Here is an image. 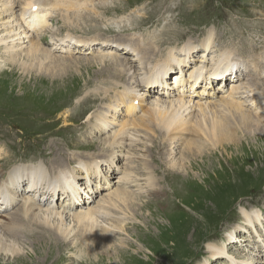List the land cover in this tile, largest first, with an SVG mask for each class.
Returning a JSON list of instances; mask_svg holds the SVG:
<instances>
[{
	"label": "rangeland",
	"instance_id": "1",
	"mask_svg": "<svg viewBox=\"0 0 264 264\" xmlns=\"http://www.w3.org/2000/svg\"><path fill=\"white\" fill-rule=\"evenodd\" d=\"M68 1L76 2L78 0ZM79 2H81L79 15L82 14L83 17L78 18L71 14L72 20L65 18L67 8H55L49 22L50 26L58 30L59 36L72 33L83 38L98 37L101 39V35L105 34L110 38H120L121 42H113L112 45L104 47L95 44L92 49L87 47L82 51L75 48L73 54H69L68 50H66L67 52L56 51L53 54L64 57L70 55L72 58L65 59L67 64H70L66 73L55 74L54 78L50 76L49 71L33 69L31 72H25L15 66L16 62L7 60V56H10L8 53H17L16 61L19 63L26 61V54L32 45V41H29L28 38L25 42L21 41L22 43L16 41L14 45H12L13 42H10L7 46H0V142L1 150H3L1 155H8L3 158V161H0V170L3 172V175L0 176L1 180H5L8 173L17 165L39 164L54 159L55 155L51 158L34 157L36 154L33 152L37 149L40 150L41 146L46 147V144L48 146L45 149L48 150L46 152L48 155L51 154L52 148L57 150V146L64 147L59 153H65L66 159L70 158L73 153L79 157H85L90 151L95 152L96 148L93 146L75 150L66 149V146L73 143L72 137L76 134H72L70 128L75 127L73 124H76L79 118L78 127L83 124L87 127L84 126L82 132L77 130L78 142L87 147L85 145L86 137H89L88 141L91 140L97 144L98 152L106 149L109 146L106 140L113 141L112 131L118 129L120 123L115 115V109L109 110L108 114L104 115L105 122L112 124L105 132L90 133L91 127L87 121L89 117L102 116V113L105 112L108 100H102L101 96L103 95L102 91L106 90V86H110L106 80L118 82V87L111 84L113 91L109 95L110 101L119 99V94L115 96L117 91L122 90L124 85L130 83V80H134V77L139 80L136 82L137 88L148 93L146 87L140 85L145 65L154 63L159 58H165L169 49H175L182 43L183 45L178 47L175 55L176 53L183 55L181 48L189 41L199 45V48L188 57L183 55L192 62V66L189 67L202 63L200 57L206 55V52H204L201 43L209 37L212 39L211 47L212 44L214 47L210 52L208 51L209 57L205 58L207 62L212 56L216 58L219 47L223 48L225 53H227V48H231L234 51L233 56L236 57V51L232 46L238 45L239 52H243V54L252 51L257 71L263 74L261 57L264 53V0H79ZM87 6L89 10L86 9ZM73 9H77V7L75 6L71 10ZM11 10L14 11V15L9 13L5 15H8V18L12 17L13 20L17 14L22 12V6ZM143 19H145V23L149 24L141 26ZM3 20L7 23V18H3ZM7 27H9L8 23ZM3 30V21L0 20V35L6 33ZM45 35L43 45L50 51L53 45L49 42V35ZM224 40L227 42L224 43ZM116 43H122L123 48ZM130 43H135L141 49L139 55L133 53L129 46ZM59 46L67 47L65 41H60ZM144 49L148 51L147 54ZM157 51L159 53L153 59ZM103 54L106 55L104 58ZM112 55L117 60H123L124 64H128L127 67H122L125 68L123 73H119L114 68V62L110 63V60L113 61ZM240 61L248 68L245 71L246 74L244 75L240 69L237 73L231 71L233 76L237 74L238 78H232V75L230 77V72L228 82L217 85L219 89L221 88V93H215L210 98L204 94V99L199 100L187 93L185 94L187 95L186 100L195 103L216 101L220 99L221 94L226 95L222 92L225 90L224 86L229 89L232 83L242 82L249 90L247 82L250 83L249 74H253V70L241 59ZM88 63H91V66L86 68ZM236 67L239 68L242 65ZM191 70L193 68L189 71ZM240 73L243 76L241 78H239ZM124 74L125 76L122 77ZM43 78L47 80L46 83L35 80ZM166 83L168 88H172L171 79H167ZM262 86L264 87V80ZM205 87H208V84L202 83L198 90L204 91ZM261 90L259 88L253 93V97L258 96L260 101L259 112L264 110V100L262 99L264 91ZM152 91L154 93L149 94V100H156L159 96L156 90ZM160 92L164 94V90H160ZM91 101L96 102L92 104ZM90 105L91 108L82 114ZM245 108L247 109V107ZM190 110L192 112L184 114V117L191 118L192 123L203 119V115L199 113L197 107H190ZM260 118L263 119L261 115ZM136 130H138L135 133L138 139H135L134 150L132 154L129 151L128 159L135 157L132 159V165L138 175L144 174L145 177L141 176L139 181L141 187L144 188L135 186L134 182H129L126 185L135 195L141 196L136 201L140 205L129 210L131 214L134 212L139 215L136 214L132 218L131 214L126 212V215L129 216L127 221L130 223L123 231L111 226L113 228L108 238L109 241L117 244L118 252L105 254L100 247L95 248V246L87 249L83 245L84 240L81 235L77 233H71L67 239L62 237L60 243H55L53 242L54 236L51 234L54 232V228L50 231L41 228L35 232L36 234L21 235L16 239L24 248L22 259L18 260L17 257L10 255L5 256L0 252V264H264V247L259 245L257 248L255 243H251L254 242L255 237L252 236L253 233L250 235L252 228L249 227H254L256 223L261 224L264 219V138L258 140L259 135H264V125L256 133L252 131L254 136L247 140L249 148L243 146L239 155L235 149L229 150L224 156L220 153L223 164L216 162V165L211 166L205 174H201L203 170L199 165V167L194 165V169H189L190 159L194 161L195 158L182 155L184 144L181 145V142L170 141L165 133L156 130V127L152 130L153 132L149 131V137L141 127H137ZM188 135L192 136V133ZM91 137L93 138L91 139ZM66 140L70 144H65ZM165 142L169 145V149L174 150L173 154L176 159L181 160L184 157L182 162L188 169L184 176L178 175L174 171L170 173V157L167 155L166 148L162 147ZM242 143H245V140L241 141ZM5 148L11 150L12 153L6 154ZM16 148L32 151L15 155ZM146 150L147 152H145ZM217 152L221 151L217 150ZM138 153L140 155L145 153V161L155 169L146 173L145 166L142 165L140 159L142 156H139ZM121 158V154L117 156L113 154L107 160L97 157L90 160L74 159L78 163L76 167L80 169L88 166L95 167L104 161L111 164L109 182L112 187L110 184L108 187H110L109 192H112L113 189L121 185H118L117 180L121 179V174L124 172V170L120 171L118 163L122 168L128 162ZM210 158L212 159L214 156L211 155ZM75 160L62 166L61 173L75 175L77 179L76 167L73 165L76 163ZM44 165L47 166L46 163ZM81 174L85 176L83 172ZM148 174L154 176L156 188L160 194L146 192ZM166 175L168 178H165ZM171 178L174 179L171 180ZM29 182L30 178L28 181L21 182L16 201L27 195L31 196L30 193L27 194L25 188ZM83 182L85 183L84 179L80 184L78 183L82 188V199L85 201L89 199L92 205L97 207L100 198L107 193L99 195L95 192L97 184L93 176L92 185L95 184V186L91 185L84 190ZM97 187L100 189V186ZM32 196L36 200L52 201V205L56 207L67 206L71 201L69 198L71 196H68L67 193H56L52 198L36 194ZM0 201L2 200L0 199ZM21 205H16L15 202V206L7 212L12 216H18L22 214ZM0 207H2L0 215L8 214L3 212L4 206L0 205ZM139 208H141L140 211H137L136 209ZM76 209L78 208L75 207L72 210ZM111 211L114 212L115 209ZM67 217L66 222L69 224L71 220L69 216ZM70 227L73 230L77 228L73 222ZM79 232H85V230H79ZM36 236L43 239L47 246L43 244V247L36 246L39 242L41 243L39 240L33 242V239H36L33 237ZM232 236L235 240H232ZM11 240L13 239L11 238ZM249 243L252 248H255L254 251L248 246ZM215 244H221L226 249L223 251L221 247H217L216 253H214ZM128 245H130L129 250L125 247ZM257 253L263 254L259 257L263 260L262 262L257 260Z\"/></svg>",
	"mask_w": 264,
	"mask_h": 264
},
{
	"label": "bare ground",
	"instance_id": "2",
	"mask_svg": "<svg viewBox=\"0 0 264 264\" xmlns=\"http://www.w3.org/2000/svg\"><path fill=\"white\" fill-rule=\"evenodd\" d=\"M20 5L22 6V12H20V14L16 13L17 16L15 19L12 20V17L10 18L9 16L8 18V15H5L7 13H9L10 15H14V11H12L11 9L16 8ZM75 6L77 7V9L71 10ZM56 7L67 8L65 18L68 20H72V17L70 16L71 14L74 17H83L82 14L79 15L81 8V2H79V0L76 2H69L68 0H0V20L3 21V31L6 32L3 35H0V46H7V44H9L10 42H13L12 45H14L16 41H20V43H22L25 42L27 38L29 39V41H32V45H30L29 47L30 50H28V53L26 54V61H22V63H19V61H16V58L18 57L17 53H8V55L10 56H7V60L13 63L16 62L15 66L17 68H21L25 72H31L33 71V69L44 70L47 72L49 71L50 76L54 78L55 74H64L66 73L67 69L70 68V64H67V60L65 59H67L68 57L72 58V56H70L69 54H73V49L78 48L82 51L83 49H87V47L89 49H92L95 44H100L102 47H104L112 45L113 42H121L120 38H110L105 34H102L103 37L101 35V39L98 37L89 39L83 38L80 36H75L72 33H67L66 35L59 36V33H57L58 30L50 26L49 22V20L53 17V12ZM86 9L89 10L88 6ZM3 18H7L9 27L6 28L7 23L5 20H3ZM144 21L145 19L141 21V26L149 24L145 23ZM45 34L49 35V42L53 45L50 51L48 48L44 47L45 45H43V41L45 40L44 38L46 36ZM211 40L212 39L208 37L202 43L200 42L202 47L204 48V52H206V55L204 54L203 57H200L202 63H200L199 65L194 64L193 67H189L192 66V62L188 61V55L199 48V45L190 41L187 42L183 46V48H181V51H183V53L187 57H184V54H179V56L176 53L175 55V52L177 51V49H179L178 47L183 45L182 43L175 49H169L167 51L168 55L165 58H159L154 63L145 65L140 85L142 84L144 87H146L148 93H146L145 90L143 91V89L141 88H137L136 82H139V80L137 79V77H134V80H130V83L124 85L122 90L117 91L115 96L119 94V99L110 101L109 95L110 92L113 91V87L111 86V84H114L116 85V87H118V82L114 80H106V82H108L107 84H109L110 86H106V90L102 91L103 95L101 96L102 100H108V104L105 106V112L102 113V116L94 115L89 117V119L87 120L90 123L91 127L90 133L105 132L107 131V128L112 126V124H110V122H105L104 115L108 114L109 110L115 109V115L120 123L118 125V129L115 130L114 126L112 127V130L114 129L112 131L113 141L111 142L110 140H106V143H109V146L106 149L100 150L98 152L96 146L97 144L94 141H88L89 137H86L85 145L87 147L82 146L83 144L78 142L79 139L76 137L77 130L82 132L85 126L83 124L82 126L78 127L80 121L79 118L76 124H73L75 127L73 129L70 128L72 134L76 133L75 136L72 137L73 143L70 144L68 140L64 141L65 144H70L69 146H66V149L68 148L69 150H75L90 148V146H93L96 148L95 152L90 151L88 154H86L85 157H79V155H75L73 153L70 158L66 159L65 153H59V151H62V148L64 147L61 148L57 146V150L55 148H52L51 154L48 155L46 153L48 150L45 149L48 146L46 144V147L43 148V146H41L40 150L37 149L33 152L36 154L34 157L51 158L53 155H55L54 159L39 164L25 163L17 165L8 173L9 175L5 180L0 179V199L2 200L0 201V205L5 207V210L3 212H5V214L8 213L7 211L15 206V202L16 205L22 204V214L18 213V216H12L9 213L6 215H0V252H2V254H4L5 256H15L18 258V260L22 259V252H24V248L19 244V242L16 241V239H18L21 235L25 236L27 234H36L35 232L39 231L41 228L48 229L49 231L54 228V232L51 234L54 236L53 242L55 243H60V239L62 237L67 239L68 237H70L71 233H77L78 235H81L82 239L84 240L83 245L87 249H91V247L95 246V248L100 247L101 251L105 254H113L118 252L116 248L117 244L113 241H109L108 236L111 234L110 231H112L113 227L120 231H123L125 228L127 229L130 222L127 221L129 216L126 215V212L131 214L129 210L134 209L135 207L140 205L136 201L141 198V196L139 197L135 195L133 191L129 190L126 185L129 184V182H134L135 186H138L141 189L144 188L139 184V181L141 179L140 177L144 176V174L138 175L135 167L132 165V159H134L135 157L128 159L129 151H131L132 154V151L135 147L134 143L138 139L136 137L137 135L135 134L136 131H138L136 130L137 127H141L142 129H144L146 131L147 137H149V131H152L154 127H156V130L165 133L170 141L173 140L174 143L181 142V145L184 144L182 155L195 158H193L194 161H191L190 159V165L188 166L189 169H194L195 166L199 165L203 170L201 174H205L211 166L213 167L214 165H216V162H221L223 164L221 160L222 158L219 155L220 153H222L221 155L224 156L227 155L229 150L235 149V151L237 150V154L239 155L243 146L249 148V146H247L249 145L247 143V140L254 136V134H252V131L256 133L257 130L264 125V110L259 112L258 108L261 107L259 98L258 96L253 97V93L259 88L262 89L261 91H264V87L262 86V82L264 80V71L263 74L257 71L256 63L253 57L254 54L252 53V51L251 53L243 54V52H239L238 45L232 46V48L236 51V57L233 56L232 53L234 51L231 48H227V53H225L224 49L219 47L217 50L218 55L216 56V58L212 56V58L209 59V62H207L205 58L209 57V52L214 47V44H212L211 47ZM225 40L224 43L227 42ZM60 41H65L67 47L64 48V46H59ZM116 44L122 47V43ZM58 46L59 49H57ZM129 46L131 47L134 54H140L139 52H141V49L135 43H130ZM58 50H62L65 52H67L66 50H68L69 54L67 55L69 56L64 57L61 55L53 54ZM96 50L97 47L95 48V51ZM144 52L146 54L148 53L146 49H144ZM155 53L156 54H154L153 59H155L157 53L159 52L157 51ZM163 54L165 53L163 52ZM102 56L104 58L106 55L103 54ZM112 56L113 61L110 60V63L114 62V68H116L119 73H123V69L125 68L122 67H127L128 64H124L123 60H117L114 55ZM176 56L177 59H175ZM240 59L248 64L253 70V74H249L250 77L248 80L250 83L247 82L249 90H247V87H245L242 82H239L237 84L232 83L229 89L225 86L224 88L221 86L223 89H225L222 92H224L226 95L221 94L220 99L216 101L212 102L210 100L207 102L195 103L191 100H186L187 95L185 94L187 92H189L192 97H197L198 100L204 99V94H207L210 98L215 93H221V88L219 89V87L217 86L219 84V81L213 83V73L218 75L221 71L228 72L230 70L237 73V71L240 69L245 75V71H247L248 68H246V66L241 63ZM261 64L264 70V53L261 57ZM237 65H242V67L237 68ZM90 66L91 63L86 64V68H89ZM191 68H193V70L189 71ZM176 69H179V72L175 73L174 70ZM185 69H187L186 72ZM233 72H231L230 76H233ZM172 73H174V75ZM167 74H170V76L173 75L177 78L174 82L176 84V88L180 90L181 93H175L174 90L169 93L168 90H165V92H168L165 95L158 94L160 88L157 87L163 84V81L167 78ZM184 74L185 78H181L183 80L178 79ZM241 75L242 73H240L239 78L243 77ZM124 76L125 74L122 75V77ZM46 77L48 78V76ZM235 77L238 78V75L236 74V76H233L232 78ZM225 79H228V77L223 78V80ZM35 80L43 83L47 82L45 78H43L42 80ZM226 82L228 81L226 80L224 84H226ZM201 83H204V85L208 84V87H205L204 91L198 90V86L199 84L201 85ZM154 88H156L155 90L159 97H157L156 100H149V94L154 93V91H152ZM171 97L173 98L169 99ZM262 97V99L264 100V93ZM111 98L113 99L112 96ZM94 102L91 101L90 103L93 104ZM190 107H197L199 113L203 115V119H198L197 121L192 123L191 118L187 119L186 117H184V114H189V112H192V110H190ZM245 107H247V109ZM90 108L91 105L87 107L82 114H84ZM140 113L142 114L140 115ZM260 115L261 117H263V119L260 118ZM204 120L206 121L205 124ZM85 127H87V125ZM191 133L192 136H189L188 134ZM134 135L135 137L133 138ZM92 138L93 137H91V139ZM262 138H264V135L261 134L258 136V140H261ZM243 140H245V143L241 144V141ZM168 146L169 145H167V142L162 144V147L166 148L167 150L168 157H170V173L174 171L178 175L184 176V173L188 170L186 169L185 163L182 162L184 160V157L181 160H178L179 158L176 159L175 154H173L174 150L169 149ZM1 147L2 145L0 142V161H3V158L8 155H1V151H3L1 150ZM4 150H6V154L9 152L12 153V151L8 148H5ZM217 150H220L221 152H217ZM30 151H24L22 148H16L14 154L16 155L21 152ZM145 152H147V150ZM113 154L116 156L118 154H121V160H126L128 162L126 163V166L122 168L119 166V163L118 165L115 164L118 166L120 171L124 170V172L123 174H121V179L117 180L119 182L118 185H121L113 189L112 192H109L110 187H112L111 182H109V173L112 169L111 164H107L106 161H104L100 162V164L96 165L95 167L88 166L82 167V169H80L76 167L78 163L74 159L76 158L77 160H90L93 157H97L107 160L111 158ZM211 155L214 156V158L211 159ZM139 156H142V158L140 159L142 160V165L145 166L146 173L149 172V170L152 171L155 169L151 167L149 162L145 161V153L141 155L139 154ZM215 157L217 159L216 161ZM72 160L76 161V163H74L73 165L76 167L75 174L77 175V179L75 175H69L68 173L63 174L61 173L63 169L60 170L62 166L67 165ZM45 163L47 164V166L44 165ZM129 163L130 166H128ZM222 164L220 165L221 168ZM129 167H131V169H129ZM84 171L86 172V177L82 176L81 174ZM221 173L223 175H226L224 174V172ZM1 175H3V172H1L0 170V176ZM92 176L94 177V180H96L97 184L96 186L95 184L92 185L95 186V192L99 193V195L105 192L107 193L100 198L99 202L97 201V207H94L89 199H87V201L82 199V191L77 190L78 188H80V190L82 189L79 185L82 179H84L91 185ZM29 178L33 180V189L31 190L29 189V187H25L27 194L30 193L31 196L33 194L43 195V197L52 198L54 197V192H57L59 194L62 192V194H65L66 191H72L78 203L73 204V202L76 203V200L71 197V201L67 206L60 205L59 207H56L52 205V201H48L47 199L46 202H44L42 199L36 200L33 196L31 197L29 195H27L26 197H22V199H18V201H16V198L19 195H17L19 191V185H21V182L23 183L25 181H28ZM165 178H168V176L166 175ZM173 179L174 178H171V180ZM146 181V192H148V194H153L155 192L160 194V192H158V188H156L157 185L155 184L154 176L149 175ZM109 184L110 187H108ZM26 185L29 186V183ZM97 186H100V189H98ZM48 189H51L52 192L48 193ZM134 189L137 190V188L135 187ZM63 191L65 192L63 193ZM138 191L136 192L139 193ZM9 194L11 195L10 197L8 196ZM91 198H93L92 195ZM75 207L78 209L72 210ZM1 209L2 207H0V210ZM114 209L115 211L112 212L111 210ZM140 209L141 208L136 210L140 211ZM121 213L123 214L121 215ZM136 214L137 213L133 212L130 216H132L133 218V216ZM67 216H69L71 220L69 224L66 222L68 219ZM71 222L75 223V225L77 226V228H75L74 230L70 227ZM249 227L252 228L250 235L253 233L252 236L255 237L254 242L251 243H255L257 245V248H259V245H262L264 247V238H262L264 237V219L261 224L256 223L254 227ZM79 230H85V232H79ZM11 238L13 240H11ZM33 238H36L33 239V242H37L38 240L41 241V243L39 242V244H37L36 246H47V243H44L43 239L37 238V236ZM231 238L232 240H235L233 236ZM122 244H124V242H122ZM248 246L251 247L250 243L248 244ZM125 247L128 248V250L130 249V245ZM217 247H221L223 251L224 249H226V247L221 244H215V248L213 249L214 253H216ZM254 249L255 248H252L253 251ZM262 255L260 253H257L256 255L257 260L260 262L263 261L261 258H259Z\"/></svg>",
	"mask_w": 264,
	"mask_h": 264
}]
</instances>
